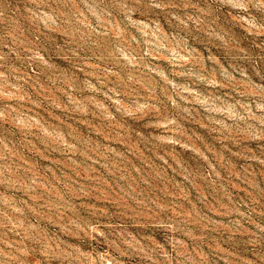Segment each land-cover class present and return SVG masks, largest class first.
I'll list each match as a JSON object with an SVG mask.
<instances>
[{
	"label": "rangeland",
	"instance_id": "374dc122",
	"mask_svg": "<svg viewBox=\"0 0 264 264\" xmlns=\"http://www.w3.org/2000/svg\"><path fill=\"white\" fill-rule=\"evenodd\" d=\"M0 264H264V0H0Z\"/></svg>",
	"mask_w": 264,
	"mask_h": 264
}]
</instances>
